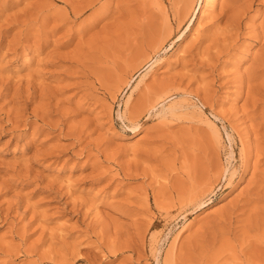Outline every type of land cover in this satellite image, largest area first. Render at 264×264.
<instances>
[{
  "label": "rangeland",
  "instance_id": "374dc122",
  "mask_svg": "<svg viewBox=\"0 0 264 264\" xmlns=\"http://www.w3.org/2000/svg\"><path fill=\"white\" fill-rule=\"evenodd\" d=\"M201 3L0 0V264H164L173 244V264H264V0L217 1L190 36Z\"/></svg>",
  "mask_w": 264,
  "mask_h": 264
},
{
  "label": "bare ground",
  "instance_id": "6f19581e",
  "mask_svg": "<svg viewBox=\"0 0 264 264\" xmlns=\"http://www.w3.org/2000/svg\"><path fill=\"white\" fill-rule=\"evenodd\" d=\"M202 1V3H201V5L199 6V9L197 10V12H196V16H195V18H194V20L191 22V35L190 36H192V35H194V34H196L197 32H198V28H200L199 27V21H197L196 19H197V16L202 12V10L204 9V11L206 10H210V8L215 4V2H217V1H220V0H201ZM196 3H197V0H187V8H186V11L184 12V17H182V19H189V17H190V14H189V11H191L192 10V12L195 10V8H196ZM229 3H230V1H229ZM67 5V4H66ZM91 5H92V2H91ZM90 6V5H89ZM88 6V7H89ZM87 7V6H86ZM198 7V6H197ZM190 8V9H189ZM76 9V8H75ZM85 8H83V9H81V10H75L74 11V13L75 14H79V12H81L82 10H84ZM87 9V8H86ZM79 11V12H78ZM188 13V14H187ZM80 15V14H79ZM77 16V15H76ZM255 31H258L257 29L255 30ZM254 31V32H255ZM263 34H264V28H263ZM259 33V32H258ZM167 37H165V38H163L162 40H161V43H160V45H161V48H163L164 46V43L167 41V39H166ZM174 45V41H173V43L171 44V47ZM158 49H159V47H158ZM158 49L157 50H153L154 51V53L156 54L157 52H159L158 51ZM186 49V48H185ZM187 52V51H186ZM183 53H184V51L182 50L181 52H180V56L181 55H183ZM146 55V54H145ZM144 56V55H143ZM147 56V55H146ZM150 56V55H149ZM149 56H147V57H143L144 59H142L141 61H143L141 64L140 63H138V64H140L139 65V68L140 67H143L144 65L146 66V64L150 61L149 59H150V57ZM184 56V55H183ZM145 58H147V59H145ZM150 63V62H149ZM148 65V64H147ZM84 68V67H83ZM138 68V69H139ZM137 69V70H138ZM247 69V68H246ZM149 72V71H148ZM130 86V82H128V83H126V86H125V88H128ZM120 90V89H119ZM165 101V98H164V96H160V97H158L157 99H155L154 101H148V102H146V104L143 106V107H141V109H138V110H136V111H134L133 113H132V115H131V118L129 119V122H131V124L134 126V130L137 132V130H139V128L140 127H138L137 125L138 124H140V120H141V117H143V114L145 115V114H149V117L147 118V120L146 121H148L149 119H151V117L153 116L154 117V115L156 116V115H159V114H161L162 115V113L165 111L164 110V108H162L160 111L159 110H157L156 108H157V106H159L162 102H164ZM203 105H204V107H206V105L203 103ZM120 107V106H119ZM207 108V107H206ZM208 110V109H207ZM210 111V110H209ZM152 112H154V114H152ZM212 112V111H211ZM120 113H121V111L120 110H118V114H119V116H120ZM122 114V113H121ZM213 115H214V118H216L217 120H218V117L214 114V113H212ZM130 115V114H129ZM212 115V116H213ZM146 116V115H145ZM122 117V116H121ZM143 119V118H142ZM211 124V123H210ZM212 128V127H211ZM224 129L226 130V126H224ZM234 129V128H233ZM216 132V131H215ZM228 134V133H227ZM228 138H229V140H231L232 138L230 137V135H228ZM231 138V139H230ZM241 140V139H240ZM243 140V139H242ZM244 141V140H243ZM229 158H230V161L231 160H234V159H236L237 158V154H236V152H235V149H234V147L231 145V147H230V154H229ZM243 160H244V158H243ZM235 161V160H234ZM245 161H246V159H245ZM243 164H244V162H242ZM246 164H247V161H246ZM227 170V169H226ZM225 170V171H226ZM229 170V169H228ZM228 170L225 172H222V173H216V174H213L214 176H212V177H210V178H208V179H206L203 183H200V182H198L197 181V183H200L199 185L197 184V183H195L196 184V186L194 187H192V189L191 190H188L187 192L185 191V193H182L181 195H180V197L178 198V207H179V210H178V213L177 214H181V213H185V214H183V217H184V219H186V218H188L187 216L189 215V213H190V211H192L193 209H197V208H202V207H204V206H206V205H208L209 203H211L212 201H210V202H208L207 203V201H206V199L207 198H210V196L212 195V193H214L216 190V187L218 186V185H220L221 183H222V180H226V185L227 186H229L232 182H233V179H234V176H235V172H233V173H231V175H229V179L227 180V178L228 177H226V173L228 172ZM211 174V173H210ZM207 175H209V174H207ZM224 178V179H223ZM204 179V178H203ZM192 180H193V178H192ZM191 180V181H192ZM196 181V180H195ZM217 183V184H216ZM217 186H216V185ZM191 185V184H190ZM215 194V193H214ZM255 194H257V193H255ZM261 194V193H260ZM259 194V195H260ZM179 195V194H178ZM252 196H254V195H252ZM261 196V195H260ZM252 198H254V197H252ZM252 198H250L248 201H252V202H254V200L257 198V196H255V199L253 200ZM260 198V197H259ZM258 199V198H257ZM146 200H147V198H146ZM157 200V199H156ZM260 199H258L257 201H259ZM159 201V200H158ZM248 201H247V203H248ZM256 201V200H255ZM207 203V204H206ZM245 204V203H244ZM250 204V203H249ZM254 204V203H253ZM257 204H258V202H257ZM262 205V204H261ZM236 206V205H235ZM249 206V205H248ZM254 205H252L251 207H253ZM260 208H262V207H260ZM239 209V208H238ZM247 210H248V208H246ZM241 210V209H240ZM246 210V211H247ZM255 210H257L256 208H255ZM261 210V209H260ZM246 211H242V214L243 213H245ZM253 212V211H252ZM255 212V211H254ZM253 212V213H254ZM248 213V212H247ZM247 213H245L246 215H247ZM250 214L251 216H247V219L246 220H244V221H241V220H239V219H237V218H235V216L233 215V214H235L234 212H231V214H230V218L229 217H227L226 219H227V221H229V222H227L226 221V219H225V221L227 222L225 225L226 226H228V227H230V229L231 230H228V231H232L233 232V228H234V225L236 224V223H240V226L239 227H241L240 229H242L243 231H245V230H251V229H253V230H251V231H254V228H256L258 225H260V224H258L259 222H255V220H253L252 218H250V217H254V215H256V214ZM256 213V212H255ZM210 214V213H209ZM182 215V214H181ZM181 215H180V217H181ZM237 217V216H236ZM244 217H246V216H244ZM256 217V216H255ZM178 218V217H177ZM257 218V217H256ZM229 219V220H228ZM245 219V218H244ZM258 219V218H257ZM231 220H235V222H231ZM239 220V221H238ZM254 221V223H253V221ZM263 222V221H262ZM234 223V224H233ZM225 225H222V226H225ZM232 226H233V228H232ZM236 226H237V224H236ZM263 226V225H262ZM185 227V226H184ZM183 227V228H184ZM218 227V226H217ZM227 227V228H228ZM261 227V226H260ZM183 228H181V229H183ZM227 228H226V230H227ZM218 229H220V228H218ZM225 229V228H224ZM235 229H237V228H235ZM215 230H217V229H215ZM214 230V231H215ZM225 230V231H226ZM258 230V229H257ZM217 232V231H216ZM218 232H220V231H218ZM258 234V233H257ZM212 236H214V234L212 235ZM251 238V237H250ZM207 240V239H206ZM213 240H215V239H213ZM246 241V240H245ZM173 247L171 248V252H169L167 255H166V257L164 258V264H173V260H175V258H173L172 257V255H173V250H174V244L172 245ZM204 246V245H203ZM202 248V247H201ZM256 248V247H255ZM206 249V248H205ZM206 252V251H205ZM159 255H160V252H159ZM245 258V257H244ZM159 259V258H158ZM157 259V261H159ZM257 260V259H256ZM176 263V262H175ZM244 263V262H243Z\"/></svg>",
  "mask_w": 264,
  "mask_h": 264
}]
</instances>
